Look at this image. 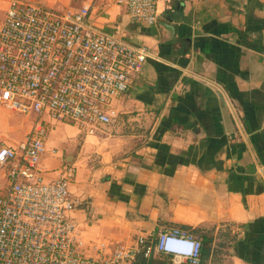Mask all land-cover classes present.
Returning <instances> with one entry per match:
<instances>
[{
  "label": "crops",
  "instance_id": "crops-1",
  "mask_svg": "<svg viewBox=\"0 0 264 264\" xmlns=\"http://www.w3.org/2000/svg\"><path fill=\"white\" fill-rule=\"evenodd\" d=\"M11 1L0 0V24ZM19 1L64 14L92 0ZM170 7L162 3L158 24L147 27L117 0L93 6L95 28L156 59L115 103L113 127H51L44 179L58 178L65 163L76 167L70 217L89 252L179 227L209 240L201 264H264V0ZM34 120L0 106V146H18ZM9 187L6 166L0 192Z\"/></svg>",
  "mask_w": 264,
  "mask_h": 264
},
{
  "label": "built area",
  "instance_id": "built-area-1",
  "mask_svg": "<svg viewBox=\"0 0 264 264\" xmlns=\"http://www.w3.org/2000/svg\"><path fill=\"white\" fill-rule=\"evenodd\" d=\"M99 0L58 14L12 0L0 24V106L35 116L18 146H0V168L10 187L0 192V264H141L168 256L171 264H201L202 238L173 227L155 240L92 244L80 236L70 213L78 206L70 186L76 167L44 179L41 158L48 131L57 124L87 133L113 127L117 100L132 87L152 50L95 28L90 13ZM133 23L153 27L171 0H117ZM167 249V250H166Z\"/></svg>",
  "mask_w": 264,
  "mask_h": 264
},
{
  "label": "trees",
  "instance_id": "trees-1",
  "mask_svg": "<svg viewBox=\"0 0 264 264\" xmlns=\"http://www.w3.org/2000/svg\"><path fill=\"white\" fill-rule=\"evenodd\" d=\"M246 35H247L246 33L242 34V36H244L245 38H246ZM191 232L194 233L195 235H199L198 229L191 230ZM205 243L202 242V250H201L202 254H205V251L207 250L208 244L210 242L209 240H207ZM140 262L141 264H171L169 257L163 256V255L152 256L149 260L142 259Z\"/></svg>",
  "mask_w": 264,
  "mask_h": 264
},
{
  "label": "water",
  "instance_id": "water-1",
  "mask_svg": "<svg viewBox=\"0 0 264 264\" xmlns=\"http://www.w3.org/2000/svg\"><path fill=\"white\" fill-rule=\"evenodd\" d=\"M67 161H68V162H70V160H69V159H68Z\"/></svg>",
  "mask_w": 264,
  "mask_h": 264
},
{
  "label": "clouds",
  "instance_id": "clouds-1",
  "mask_svg": "<svg viewBox=\"0 0 264 264\" xmlns=\"http://www.w3.org/2000/svg\"><path fill=\"white\" fill-rule=\"evenodd\" d=\"M167 250V249H166Z\"/></svg>",
  "mask_w": 264,
  "mask_h": 264
}]
</instances>
